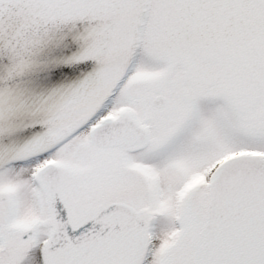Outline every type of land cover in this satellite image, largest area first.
<instances>
[{"label": "snow or ice", "instance_id": "snow-or-ice-1", "mask_svg": "<svg viewBox=\"0 0 264 264\" xmlns=\"http://www.w3.org/2000/svg\"><path fill=\"white\" fill-rule=\"evenodd\" d=\"M0 264H264V0H0Z\"/></svg>", "mask_w": 264, "mask_h": 264}]
</instances>
